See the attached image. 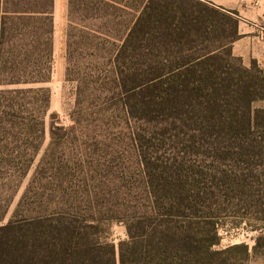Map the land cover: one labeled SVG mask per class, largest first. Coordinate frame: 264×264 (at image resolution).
I'll list each match as a JSON object with an SVG mask.
<instances>
[{
    "label": "rangeland",
    "instance_id": "rangeland-1",
    "mask_svg": "<svg viewBox=\"0 0 264 264\" xmlns=\"http://www.w3.org/2000/svg\"><path fill=\"white\" fill-rule=\"evenodd\" d=\"M138 2L55 0L53 55L42 66H28L30 75L34 70L49 75V83L35 87L50 90V111L42 97L30 95L7 116L0 134L6 167L0 214L17 220L56 214L45 222L70 219L77 233L116 245L155 230L217 235L208 256L213 264H264V148L260 157L247 160L227 142L213 144L209 128L137 121L124 109L118 64L134 62L146 66L143 71L153 64L131 57L118 61ZM147 50L139 53L173 54L169 60L197 52L190 45L170 50L150 45ZM253 60L264 71L256 58L243 63L251 68ZM254 109L264 110V100ZM143 154L157 163L156 175L185 185L180 191L193 196V215L169 216L164 209L151 213L163 193L146 189ZM89 220L99 222L98 230L86 227Z\"/></svg>",
    "mask_w": 264,
    "mask_h": 264
},
{
    "label": "trees",
    "instance_id": "trees-1",
    "mask_svg": "<svg viewBox=\"0 0 264 264\" xmlns=\"http://www.w3.org/2000/svg\"><path fill=\"white\" fill-rule=\"evenodd\" d=\"M54 6L55 0H0V134L7 116L21 108V99L40 96L46 113L50 111V90L35 87L49 83V75L36 70L30 75L28 66H42L53 55ZM136 7L118 61L131 57L153 64L147 71L134 62L118 64L116 81L125 93L126 112L137 121L209 128L213 144L227 142L247 160L260 157L264 120L259 118L264 110L254 109V104L264 100V71L257 60L248 68L233 53L234 43L243 37L239 14L202 0H140ZM150 45L166 50L190 45L197 52L172 60L168 57L173 54L162 51L139 53ZM141 158L149 175L146 189L163 193L155 198L151 213L164 209L169 216L193 215L197 207L193 196L180 191L186 189L180 179L156 175L157 163L145 154ZM5 170L0 147V184ZM54 217L59 216L17 220L0 214V264H213L208 256L218 244L217 235L198 238L155 230L116 245L77 233L70 219L59 218L61 223L55 224L44 220ZM98 223L89 220L86 227L98 230Z\"/></svg>",
    "mask_w": 264,
    "mask_h": 264
},
{
    "label": "crops",
    "instance_id": "crops-1",
    "mask_svg": "<svg viewBox=\"0 0 264 264\" xmlns=\"http://www.w3.org/2000/svg\"><path fill=\"white\" fill-rule=\"evenodd\" d=\"M239 14L242 39L234 43L233 53L249 64L258 59L264 64V0H202Z\"/></svg>",
    "mask_w": 264,
    "mask_h": 264
}]
</instances>
